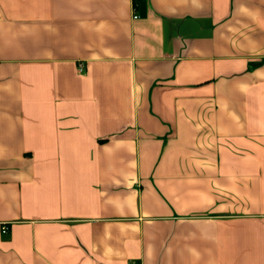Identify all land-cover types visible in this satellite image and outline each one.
Returning <instances> with one entry per match:
<instances>
[{
    "label": "crops",
    "instance_id": "1",
    "mask_svg": "<svg viewBox=\"0 0 264 264\" xmlns=\"http://www.w3.org/2000/svg\"><path fill=\"white\" fill-rule=\"evenodd\" d=\"M0 264H264V0H0Z\"/></svg>",
    "mask_w": 264,
    "mask_h": 264
},
{
    "label": "built area",
    "instance_id": "2",
    "mask_svg": "<svg viewBox=\"0 0 264 264\" xmlns=\"http://www.w3.org/2000/svg\"><path fill=\"white\" fill-rule=\"evenodd\" d=\"M79 70H80V71L83 70V69H82V66L79 67ZM6 230H7V227H4V228L2 229V232H3V233H6Z\"/></svg>",
    "mask_w": 264,
    "mask_h": 264
}]
</instances>
